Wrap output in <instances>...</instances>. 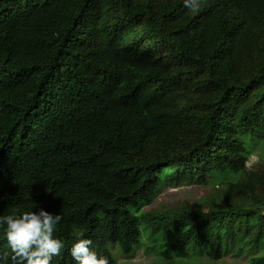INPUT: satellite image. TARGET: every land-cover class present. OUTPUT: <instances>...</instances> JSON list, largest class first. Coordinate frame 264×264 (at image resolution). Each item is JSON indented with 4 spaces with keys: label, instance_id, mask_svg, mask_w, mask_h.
<instances>
[{
    "label": "trees",
    "instance_id": "16d2710c",
    "mask_svg": "<svg viewBox=\"0 0 264 264\" xmlns=\"http://www.w3.org/2000/svg\"><path fill=\"white\" fill-rule=\"evenodd\" d=\"M198 3L0 0V215L60 212L52 264L78 232L264 264V0ZM168 184L222 195L152 209Z\"/></svg>",
    "mask_w": 264,
    "mask_h": 264
},
{
    "label": "clouds",
    "instance_id": "9594fccd",
    "mask_svg": "<svg viewBox=\"0 0 264 264\" xmlns=\"http://www.w3.org/2000/svg\"><path fill=\"white\" fill-rule=\"evenodd\" d=\"M184 4L193 11L199 7L198 0H184ZM62 219L60 212L52 214L42 207L0 215V230L7 244V249L0 251V264H52L65 248L56 235ZM92 245L90 238L78 232L68 248L73 264H110Z\"/></svg>",
    "mask_w": 264,
    "mask_h": 264
},
{
    "label": "rangeland",
    "instance_id": "374dc122",
    "mask_svg": "<svg viewBox=\"0 0 264 264\" xmlns=\"http://www.w3.org/2000/svg\"><path fill=\"white\" fill-rule=\"evenodd\" d=\"M257 158L264 159L263 146L258 145L252 148L249 159L256 160ZM259 167L264 168V166ZM216 189H212L210 185L180 184L178 186H173L168 184L163 187L162 193L158 197L157 205L151 208L165 209L173 205L178 207L188 206L211 192L215 194L214 197H220L222 191ZM150 247V244L143 243L129 256L121 255V250L115 248L113 249V253L117 258L116 264H164V262L168 260L169 257H159ZM251 254V251H245L243 254L229 252L218 259H213L208 254L196 257L193 254H185L182 257H178V259L182 262H189V264H249Z\"/></svg>",
    "mask_w": 264,
    "mask_h": 264
}]
</instances>
